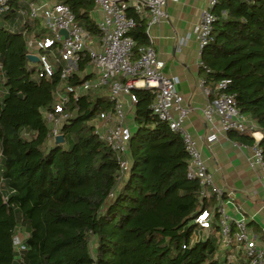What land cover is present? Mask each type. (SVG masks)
<instances>
[{"label": "trees", "instance_id": "16d2710c", "mask_svg": "<svg viewBox=\"0 0 264 264\" xmlns=\"http://www.w3.org/2000/svg\"><path fill=\"white\" fill-rule=\"evenodd\" d=\"M37 1L8 0V11L0 13V174L9 190L0 186V264H224L219 236L211 234L219 232L215 220L195 238L194 219L215 195L201 198L198 181L187 177L182 137L152 110V89H134L136 129L124 179L118 180L117 153L92 124L114 107L109 85L70 94L65 140L49 145L52 127L44 112L55 101L62 66L46 79L28 58V39L48 33L29 15V3ZM50 1L67 4L83 29L101 38L91 15L95 0ZM128 12L137 21L129 32L136 57L150 39L145 18L131 6ZM212 12L213 38L201 53L210 71L201 67L202 78L207 86L230 79L226 92L264 130V0H218ZM89 64L85 51L71 83L92 78L84 75ZM228 135L254 143L247 132ZM258 145L264 157V136Z\"/></svg>", "mask_w": 264, "mask_h": 264}, {"label": "built area", "instance_id": "2783aa9c", "mask_svg": "<svg viewBox=\"0 0 264 264\" xmlns=\"http://www.w3.org/2000/svg\"><path fill=\"white\" fill-rule=\"evenodd\" d=\"M169 1L178 0H137L133 9L140 17L147 15L148 26L160 23L167 16L165 8ZM217 3L218 0L208 1L194 29L200 54L213 38L216 15L212 10ZM95 4L103 12L97 22L101 32L99 47L94 45L95 37L89 35L76 21L67 4L48 0L29 3L30 17L40 20L48 33L39 38L28 39V55L38 57L36 62H32L36 65L39 76L46 79H51L55 69L62 66L61 83L55 90V101L51 109L44 112L45 119L51 123V138L55 140L61 134V127L69 117L66 105L70 94L77 98L92 86L109 85L107 95L114 107L101 112L92 124L94 132L117 153L118 180H122L131 168L130 139L134 132L127 120L124 98L126 96L135 105V88L152 89L155 93L152 110L172 131L180 133L182 137L188 154L187 177L198 181L201 198L209 199L214 195L216 198L209 207L201 209L194 219L198 224L195 238L199 239L203 235L202 230L210 228L215 220L219 226V253L224 264H264V242L257 232L249 228L245 217L235 219L227 213L226 203L229 200L214 185L198 142L184 125L190 110L177 89L178 77L164 72L165 62L151 42L138 47L137 56L134 57L135 41L129 32L137 21L129 15L130 3L128 0H95ZM8 9V0H0V13ZM63 29L67 31L66 35L61 32ZM85 51L89 53L90 64L97 69V77L73 84L70 78L78 70ZM199 67L210 71L201 58ZM200 83L208 97L202 109L205 119L214 125L217 117L221 130L226 134L235 130L247 132L254 138L250 164L259 170L264 181V157L258 145L264 136V130L259 129L252 119L238 109L235 95L226 92L230 79L207 86L201 78ZM208 139H217V133L212 132ZM19 246L24 248L21 242Z\"/></svg>", "mask_w": 264, "mask_h": 264}, {"label": "crops", "instance_id": "0c3cea01", "mask_svg": "<svg viewBox=\"0 0 264 264\" xmlns=\"http://www.w3.org/2000/svg\"><path fill=\"white\" fill-rule=\"evenodd\" d=\"M50 1V0H48ZM137 0H128L131 7ZM209 0H178L169 1L166 5L167 16L160 23L148 25L147 34L150 42L157 49L165 62L164 72L177 76V89L189 107V114L184 121L186 129L197 140L202 157L212 174L214 185L221 190L226 203L227 213L237 219L245 217L249 228L257 232L264 242V181L259 170L250 164L253 144L233 140L228 133L221 130V123L216 117L211 125L204 117L203 107L208 97L200 80L199 61L201 54L194 29L200 21L202 11ZM52 2V1H50ZM102 10L95 4L91 11L92 17L98 22ZM101 38H94V45L99 47ZM97 77V69L89 64L84 75ZM108 94V93H107ZM124 106L127 120L136 129L134 122V106L125 96ZM217 133V139L210 141L208 136ZM53 144V139L49 145ZM205 233L208 232L204 229Z\"/></svg>", "mask_w": 264, "mask_h": 264}, {"label": "rangeland", "instance_id": "374dc122", "mask_svg": "<svg viewBox=\"0 0 264 264\" xmlns=\"http://www.w3.org/2000/svg\"><path fill=\"white\" fill-rule=\"evenodd\" d=\"M63 91H64V90H63ZM1 92H2V94H3V93L5 94V93L7 92L3 86H1ZM0 98H1V96H0ZM48 124H49V126H51V123L48 122ZM132 129H134V127H132ZM70 145H71V143H70ZM68 146H69V145L67 144V142H65L64 147L67 148ZM0 169H1V157H0ZM0 186L3 188L4 193H5V194H8L9 190H8V188H6V187L4 186V182H3V180H2L1 174H0ZM202 234H205L204 229L202 230ZM211 234H212V235H215L216 237L219 236V232H212ZM24 235H25V232H24V231H21V232L18 234V236H19L20 239H22V237H23Z\"/></svg>", "mask_w": 264, "mask_h": 264}, {"label": "water", "instance_id": "95a60500", "mask_svg": "<svg viewBox=\"0 0 264 264\" xmlns=\"http://www.w3.org/2000/svg\"><path fill=\"white\" fill-rule=\"evenodd\" d=\"M62 33H64L65 35L67 34V31L65 29L61 30ZM28 58L33 61V62H36L38 60V57L36 55H28ZM64 135L63 134H59L56 136V143L57 144H60V143H63L64 142ZM201 212V211H200Z\"/></svg>", "mask_w": 264, "mask_h": 264}]
</instances>
